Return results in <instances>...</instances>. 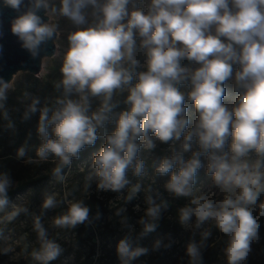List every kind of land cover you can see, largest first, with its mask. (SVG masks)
I'll return each mask as SVG.
<instances>
[{"label": "clouds", "instance_id": "1", "mask_svg": "<svg viewBox=\"0 0 264 264\" xmlns=\"http://www.w3.org/2000/svg\"><path fill=\"white\" fill-rule=\"evenodd\" d=\"M0 9L16 13L10 31L33 60L59 61L52 94L25 89L11 109L15 77H0L4 127L16 133L12 112L21 122L37 117L35 156L25 142L16 159L51 162L52 179L65 184L74 161L99 143L91 164L81 166L83 191L121 201L114 215L128 234L116 246L120 264L149 253L139 241L179 199L186 203L175 220L190 239L178 264H207L213 229L226 264H248L264 217V0H0ZM201 170L207 188L198 185ZM16 188L11 172L0 170V225L31 218L35 241L24 252L33 264L64 252L50 228L101 219L98 206L93 212L69 191H45L32 211L11 201ZM130 204L139 214L135 236ZM49 211L56 214L46 225ZM8 239L0 227V240ZM175 242L168 233L151 251ZM0 254L18 257L10 244Z\"/></svg>", "mask_w": 264, "mask_h": 264}, {"label": "rangeland", "instance_id": "2", "mask_svg": "<svg viewBox=\"0 0 264 264\" xmlns=\"http://www.w3.org/2000/svg\"><path fill=\"white\" fill-rule=\"evenodd\" d=\"M66 29L67 24L62 25ZM59 76V61L47 60L43 62L42 73L40 79L43 82L53 84V82ZM24 73H19L15 77V83L22 80ZM41 96L50 95V93H42L40 89L36 90V93ZM37 119V117H33ZM6 151L1 152L2 155ZM4 162V158H0V163ZM81 166H85V163H79L77 166H73L70 170L65 184L55 182L52 177L44 181L37 187H33L24 193L18 195L13 203L28 202L32 211H38L39 206L43 199L45 191H57L63 193L64 191L72 192L75 198H85L89 205H93L94 198L101 200L106 207V211L102 212L101 219L96 221L94 239L91 242H86L83 239V235L79 234L78 228L72 230H55L50 228V235L55 237L58 242L64 248L63 254L51 264H83L87 259L93 260V264H120L116 246L120 239L128 234L126 229H122L119 224L118 218L114 215L115 210L120 207L121 201L114 198V194H99L93 192V194L87 198L83 191L84 175ZM53 164L51 162L42 164H28L18 159L10 165L9 171L17 181V186L23 180L30 177L39 178L51 173ZM151 171V169H149ZM161 178L160 183L163 182ZM209 177H207L203 170H201L198 185H202L207 188L209 184ZM19 198V199H18ZM143 194H141L140 201H134L133 203L142 202ZM186 203L185 199L173 200L172 209L169 214H166V218L161 221V224L170 225L165 230V233H159L160 236L149 234L144 239L140 240L141 246L148 247L150 249L147 255L139 257L133 261V264H178L181 257L184 256L185 246L190 239V234L184 231L179 225L175 228L176 222V208ZM60 211L59 209L56 212ZM259 211V210H258ZM54 211H49L45 218V224H48V217L56 214ZM128 214L132 218L131 223L135 225V236L140 231L139 225L136 224L138 213L132 211V205H128ZM167 215L171 216V219L167 218ZM261 241L258 244L253 245V252L249 257L248 264H264V217L261 218ZM4 228L5 235L9 237L7 241L0 240V248L11 245L15 248L18 254L17 258H13L12 254H0V264H33L28 254H25V245H29L28 253L30 254L31 245L35 241V233L32 231V221L30 217L20 216L16 221L6 226L0 225ZM170 233L173 239L176 241L173 246L168 250H160L158 252L151 251V245L158 237H163ZM213 229V236L209 240V247L205 253V259L207 264H226L225 257L223 255V239ZM95 248V254H92V249Z\"/></svg>", "mask_w": 264, "mask_h": 264}, {"label": "trees", "instance_id": "3", "mask_svg": "<svg viewBox=\"0 0 264 264\" xmlns=\"http://www.w3.org/2000/svg\"><path fill=\"white\" fill-rule=\"evenodd\" d=\"M53 84L43 82L39 77H35L30 74H24L22 80L15 83V90L10 92L8 95V106L9 108L17 107V97H19L23 90L27 89L30 92L36 93L37 89H40L42 93L52 94ZM12 117L16 122V133L13 134L10 130L4 127V122L0 120V158H4V162L0 163V170H9L11 163L16 159L17 149L27 142L28 155L35 156V147L38 146L39 140L35 134V125L36 120L33 119L27 122L20 121V114L18 112H12ZM29 132L32 133L31 138H29ZM99 148V143L96 148H88L82 152L79 160L74 161L73 166H77L79 163H85V166L91 164L92 153L97 151ZM6 151L4 155L1 152ZM72 166V167H73ZM72 169V168H71ZM68 171V170H66ZM51 177V173L46 176H41L39 178L30 177L26 180L20 182L17 188L10 193L11 201L14 200L21 193L26 192L27 190L37 187L42 184L44 181L48 180ZM166 179V178H165ZM115 195V194H114ZM92 205L93 212L96 211L97 206L99 207L100 212H105L107 209L104 206V203L94 198ZM95 226L97 222L92 225H79L77 226L79 234L83 235V239L86 242H91L94 239ZM170 225H160V227L152 235L160 236L159 233H165ZM179 224H175V228H178ZM92 254H95V248L92 249ZM83 264H93V260L87 259Z\"/></svg>", "mask_w": 264, "mask_h": 264}, {"label": "water", "instance_id": "4", "mask_svg": "<svg viewBox=\"0 0 264 264\" xmlns=\"http://www.w3.org/2000/svg\"><path fill=\"white\" fill-rule=\"evenodd\" d=\"M16 15L10 9H0V77L11 80L19 73L30 74L40 77L43 68L41 60H33L28 52L21 48L18 39L10 31V19ZM42 15V13H41ZM55 51V45L49 44L47 54ZM42 79V78H41Z\"/></svg>", "mask_w": 264, "mask_h": 264}]
</instances>
